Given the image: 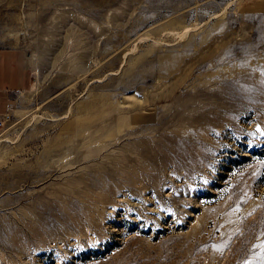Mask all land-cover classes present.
Instances as JSON below:
<instances>
[{"label":"rangeland","instance_id":"1","mask_svg":"<svg viewBox=\"0 0 264 264\" xmlns=\"http://www.w3.org/2000/svg\"><path fill=\"white\" fill-rule=\"evenodd\" d=\"M0 47V264H264V0H0Z\"/></svg>","mask_w":264,"mask_h":264},{"label":"crops","instance_id":"2","mask_svg":"<svg viewBox=\"0 0 264 264\" xmlns=\"http://www.w3.org/2000/svg\"><path fill=\"white\" fill-rule=\"evenodd\" d=\"M23 55L16 49L0 47V119L6 115L14 94L30 85Z\"/></svg>","mask_w":264,"mask_h":264},{"label":"bare ground","instance_id":"3","mask_svg":"<svg viewBox=\"0 0 264 264\" xmlns=\"http://www.w3.org/2000/svg\"><path fill=\"white\" fill-rule=\"evenodd\" d=\"M45 53H46V51H43V53L36 55L37 57L32 56L31 58H28L29 63L33 67L34 77H35V79H37V82L38 81L41 82L43 79V76H44V73H42V71H41L42 70L41 65H42V58L44 57ZM60 53H62V52H60ZM34 87H38V85L34 84ZM33 90H34V88H33Z\"/></svg>","mask_w":264,"mask_h":264},{"label":"built area","instance_id":"4","mask_svg":"<svg viewBox=\"0 0 264 264\" xmlns=\"http://www.w3.org/2000/svg\"><path fill=\"white\" fill-rule=\"evenodd\" d=\"M3 125V122H2V120L0 119V127Z\"/></svg>","mask_w":264,"mask_h":264}]
</instances>
